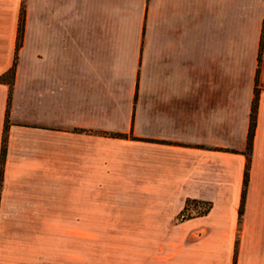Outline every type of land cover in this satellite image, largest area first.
Returning a JSON list of instances; mask_svg holds the SVG:
<instances>
[{
    "label": "crops",
    "instance_id": "crops-1",
    "mask_svg": "<svg viewBox=\"0 0 264 264\" xmlns=\"http://www.w3.org/2000/svg\"><path fill=\"white\" fill-rule=\"evenodd\" d=\"M262 26L264 0H0V264H264Z\"/></svg>",
    "mask_w": 264,
    "mask_h": 264
},
{
    "label": "trees",
    "instance_id": "trees-1",
    "mask_svg": "<svg viewBox=\"0 0 264 264\" xmlns=\"http://www.w3.org/2000/svg\"><path fill=\"white\" fill-rule=\"evenodd\" d=\"M22 27H23V10L20 9L19 18H18V25H17L16 49L18 48V45H19V39H20V36H21ZM263 33H264V27L262 26L261 35H260V42H259L258 59H257L258 61L257 62H259L260 49H261V45H262ZM14 64H15V62L13 61L11 68L4 75L5 78L6 77H10V78L13 77ZM257 72H258V68H256V72H255V84H256ZM1 81H3V77L0 78V82ZM256 94H257V89L254 88V97L252 99V104H251L250 120H249V127H248V132H247V137H246V148H245V153H244V155H245V165H244V170H243V175H242V198H241L240 205H239V208H238V213H237L238 214V224L240 222V218H241V214H242V199H243V194H244V190L246 188L247 179H248L249 151H250L251 142H252L254 121H255V112H256ZM8 104H9V94H8V97H7L6 107H8ZM6 127H7V124H6V121H5L4 122V128H3V136H2V152H3V143L5 141ZM0 175H1V169H0ZM188 205H192L193 210H196V208H199V210L196 211L197 215L205 214L209 210V207H210L209 204L194 203V202L186 201L185 206L183 208V211L186 210ZM236 245H237V240L235 241V249H236ZM235 252H236V250L234 251V256H235Z\"/></svg>",
    "mask_w": 264,
    "mask_h": 264
}]
</instances>
